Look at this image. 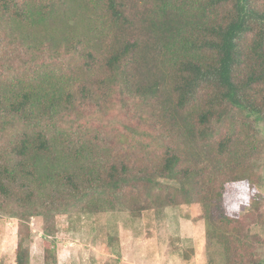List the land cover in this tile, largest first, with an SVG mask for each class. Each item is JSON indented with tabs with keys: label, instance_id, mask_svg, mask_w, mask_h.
Segmentation results:
<instances>
[{
	"label": "trees",
	"instance_id": "trees-1",
	"mask_svg": "<svg viewBox=\"0 0 264 264\" xmlns=\"http://www.w3.org/2000/svg\"><path fill=\"white\" fill-rule=\"evenodd\" d=\"M0 54L26 55L21 69L0 71V121L24 127L7 153L0 152V195L14 199L18 182L62 181L75 199L84 198L80 204L90 206L85 197L93 188L107 195L109 189L115 201L94 197L91 203L139 216L147 208L138 206L139 195L126 200V189L140 179L150 187L151 205L180 199L199 205L208 244L243 264L248 244L237 231L238 218L223 211V195L228 185H244L237 193L255 199L262 177L254 162H244L249 142L234 127L218 137L237 114L249 129L248 119L264 122V0H0ZM41 58L53 70H27ZM122 94L151 109L136 116L150 136L160 133L152 146L163 151L151 165L137 156L111 166L99 156L88 160L81 138L75 151L60 148L43 126L63 100L76 110L105 106ZM83 160L97 162L78 168ZM163 180L176 185L174 192L156 194ZM34 201L33 192L19 198L21 205ZM52 233L44 229L43 235ZM16 264H29L22 241Z\"/></svg>",
	"mask_w": 264,
	"mask_h": 264
},
{
	"label": "rangeland",
	"instance_id": "rangeland-1",
	"mask_svg": "<svg viewBox=\"0 0 264 264\" xmlns=\"http://www.w3.org/2000/svg\"><path fill=\"white\" fill-rule=\"evenodd\" d=\"M23 56L26 55L14 54L4 59L0 54V71L10 67L21 69ZM53 68L46 58H41L27 70L46 74ZM65 72L70 76L75 74H69L68 70ZM143 109L151 110L131 101L127 94L109 97L105 106L86 104L76 110L68 107L63 100L52 120L44 121L43 126L50 131V136L55 138L60 148L75 151L74 144L81 138L85 145L82 157L88 160L99 156L107 166H111L113 162L137 156L144 164L151 165L160 159L163 149L152 146L155 138H159V132H154L153 137L150 136L152 130L137 126L136 116ZM159 109L160 105L155 111ZM228 119L230 124L223 128L218 139L232 133L234 127L237 137L249 142L244 143L248 154L243 157L244 162H254L255 171L262 177L254 188L255 199H246L237 193L244 185L231 184L226 187L222 200L223 211L238 218L237 231L248 244L247 253L243 251L242 263L253 264L264 261V122L256 123L248 119V125L252 124L249 129L239 114ZM23 129V125L12 126L0 121V152L7 153L9 140L18 139ZM251 135L255 139H249ZM177 138L174 141L177 142ZM191 154L190 157L198 155V150ZM86 162L83 160L78 168L97 161ZM172 184L161 181L158 184L160 187L155 188L156 194L174 192L176 185L173 187ZM13 186L18 190L14 199L0 195V264H16L20 241L29 251V264H55L56 256L59 264H101L103 261L111 264H240L228 260L222 247L208 244V223L202 218L199 205L186 204L183 199L177 203L151 205L152 199L145 192L150 187L140 179L126 189V200L130 198L131 201L132 196L139 195L142 203L138 206L147 208L139 216L120 207L106 205L103 209V206L96 207V202L91 203L94 197L115 201L116 195H112L109 189V195L103 194L100 189L90 190L85 197V200L90 199L85 201L90 206H85L80 204L84 198L78 199V202L72 196L68 183L62 181L34 180L25 184L18 182ZM28 192H33L35 201L21 205L19 198ZM44 229L52 230V237L45 239Z\"/></svg>",
	"mask_w": 264,
	"mask_h": 264
}]
</instances>
